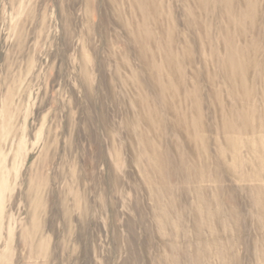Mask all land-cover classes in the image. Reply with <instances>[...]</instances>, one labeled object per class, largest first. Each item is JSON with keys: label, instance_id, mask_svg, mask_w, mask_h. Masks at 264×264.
<instances>
[{"label": "rangeland", "instance_id": "obj_1", "mask_svg": "<svg viewBox=\"0 0 264 264\" xmlns=\"http://www.w3.org/2000/svg\"><path fill=\"white\" fill-rule=\"evenodd\" d=\"M0 264H264V0H0Z\"/></svg>", "mask_w": 264, "mask_h": 264}]
</instances>
